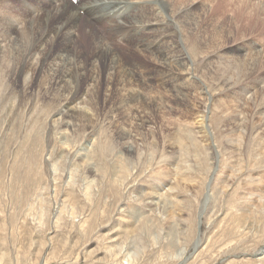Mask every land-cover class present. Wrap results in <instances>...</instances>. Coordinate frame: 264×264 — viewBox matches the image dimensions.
<instances>
[{
    "label": "rangeland",
    "instance_id": "obj_1",
    "mask_svg": "<svg viewBox=\"0 0 264 264\" xmlns=\"http://www.w3.org/2000/svg\"><path fill=\"white\" fill-rule=\"evenodd\" d=\"M160 1L163 18L197 9L193 30L174 20L190 68L177 79L186 85L182 104L161 84L150 46L122 51L112 39L87 78L115 54L130 75L151 76V87L121 86L116 66L117 78L103 76L100 88L82 81L73 117L60 100L67 92L47 90V73L29 88L31 71L17 85L0 71V264H264V0ZM38 2L22 5L29 26L0 38L3 68L13 64L18 31L43 16ZM1 4L15 20V0ZM95 30L101 40L109 35ZM197 32L204 40L193 52ZM125 35L115 34L119 43ZM75 41L89 61L90 42ZM23 49L36 63L34 44ZM135 92L153 107L126 102ZM140 115L148 117L141 128Z\"/></svg>",
    "mask_w": 264,
    "mask_h": 264
},
{
    "label": "bare ground",
    "instance_id": "obj_2",
    "mask_svg": "<svg viewBox=\"0 0 264 264\" xmlns=\"http://www.w3.org/2000/svg\"><path fill=\"white\" fill-rule=\"evenodd\" d=\"M1 1L0 8L2 7ZM26 1L28 0H15V3L17 5L16 9H18L15 10V20L12 19V21L7 22L8 19L3 17V13H0V38H7V40L10 41L11 35H13L14 33L17 34L16 24L25 23L29 26L30 20H25L23 18L24 16L21 15L20 12L23 3H25ZM38 1L39 2L37 4H41V6L46 9L45 11H43V16L38 15L37 17H35L34 22H31L32 26L30 28H24L23 32L18 31V38L15 41V44H13L11 41L10 47H12L13 49L12 66H10V63H8V65L3 68V65L0 64V71L5 72V77L7 74H9L12 79L11 83H13L14 85H17L21 82V80L26 79L27 70L31 71L32 75V77L29 79V88H31L35 84V82L40 77H42L44 73H47L49 77V88L47 90H49L50 93H52L51 91H55L56 89L67 92V96L60 95L61 97H64L60 100L63 104L65 115L73 117L75 115L76 108L74 109L72 105L75 102V99H77V95H79L77 90L79 89L80 85H82V81H85V79L87 78L89 74L88 70L92 68L94 62H96L97 60L106 59V53L103 56H100V53L102 52L104 46L103 41H108L109 39H112L120 45L118 47H121L122 51L126 49L135 51V49L139 46H142V48L147 49V46H150V49L152 51L147 52L146 56L152 61L156 60L157 64L161 66L162 69L159 70L158 73L160 75V78L163 79L161 84L163 83V85H166L162 86L168 88V90L172 93L171 97L174 96V99L177 100L178 103L180 102L182 104L187 99L185 97L184 91V88L186 86L185 82L177 83V79L179 78L181 73H183L184 71L188 72L190 68L188 64V59L185 56L184 50L180 47V44L177 42V36H175V33L178 25H180V27L183 26L187 30H193V28H195V25H197L198 22V19L194 18V14L197 12L196 8H193L192 10H188L183 13L181 12L179 18H177L176 14L182 11L183 9L187 8L189 5L186 7H181L175 12L164 11L165 15L167 16L166 18H163L165 16H162L163 13L161 12V8L159 6L161 5L160 0ZM259 4L258 7L260 6ZM153 12H156V15H154ZM83 18L85 20H83ZM174 20L178 21L179 24L176 25V22ZM49 23L51 24V26L49 25ZM80 23V27L84 26V29L88 30V28L91 27V29H89L90 31L83 30V34H80V30L78 28V25ZM97 25H101L109 33V35L102 37V40L99 39L98 33L95 30V26ZM120 31L123 32V34H126L124 40L121 43L118 42L119 40H117L115 36V34ZM139 32L146 36L147 40L143 37L146 41H134V37L132 39L129 37L137 35ZM151 34L154 35V38L149 42L148 36ZM195 35L196 37L193 38H196L197 44H189L193 52L200 49L202 45L201 41L204 40V35L200 32H197V34ZM79 37L87 40L88 44L90 42L92 56L89 61H86V58H84L80 51L77 52L73 49L74 42H76L75 40H78ZM164 37H166L165 42L162 41ZM157 38L161 39L159 41H155ZM28 42L30 44H34L33 52L39 55V59L36 63L27 61L28 56L31 54V52H27L23 49V43L27 44ZM55 42H59L60 45L59 48L55 52H53L52 46H54ZM106 50L107 48L105 47V51ZM3 52L4 47L2 43H0V57ZM120 57L121 55L114 54L112 62L107 65L105 63H101L100 67L98 68L97 74H90L89 78H87V87L98 86V88H100L103 76H106L108 78H117L112 73L114 68L117 66L121 68L119 74H121V77L124 78L123 82L120 79L121 86L127 87L129 84L136 86L137 84L140 87L142 86V88H150L151 86H148V84L151 80V76H145L143 78L144 83L139 84L138 82L143 79L135 78L138 75L137 73H133L132 75H130L127 67L129 63L124 62L125 60L120 59ZM223 76L222 78H219L218 81L222 85L228 86L227 88H235V83H233L234 85L232 87V82L230 83V80H228V78H224ZM1 79H3L2 74L0 75V80ZM186 88H189V86ZM195 88L198 89V85H196ZM88 89L91 90L92 88H87V90ZM144 89L145 88H143V90ZM87 90L86 92H89ZM154 90H156V87ZM151 91L150 93H153ZM138 94L137 92L130 94L126 98V102H137L141 106L142 104H146L148 107H153L152 105L154 101H152L150 98H147L146 100V97L142 98L143 95L139 96ZM140 94H142L141 91ZM93 96H95V94ZM97 96L98 94L96 95V97ZM94 99L96 100L98 98ZM91 100L92 99H90V101ZM95 100L94 105L96 104L95 102H97ZM79 117L81 116L79 115ZM83 118H85V116ZM146 118L148 117L145 115H140L138 120L140 123V128L147 124L148 121Z\"/></svg>",
    "mask_w": 264,
    "mask_h": 264
}]
</instances>
